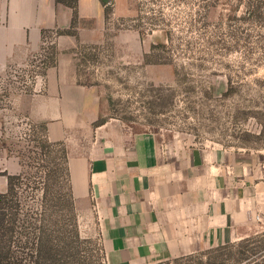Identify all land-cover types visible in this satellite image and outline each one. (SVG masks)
Here are the masks:
<instances>
[{
    "label": "crops",
    "instance_id": "0c3cea01",
    "mask_svg": "<svg viewBox=\"0 0 264 264\" xmlns=\"http://www.w3.org/2000/svg\"><path fill=\"white\" fill-rule=\"evenodd\" d=\"M78 16L77 36L53 40L57 66L35 79L31 93L12 94L3 110L46 123L48 138L66 144L77 211H88L107 264H157L263 232L264 180L255 165L224 149L163 145L154 134L137 133L109 117L98 90L79 83L73 50L103 43L107 19L101 0H78ZM72 18L56 0H0V73L26 65L41 52L42 31L69 29ZM114 39L128 41V59L146 48L135 30ZM3 116L0 194L8 188L3 173L23 169L3 146Z\"/></svg>",
    "mask_w": 264,
    "mask_h": 264
},
{
    "label": "rangeland",
    "instance_id": "374dc122",
    "mask_svg": "<svg viewBox=\"0 0 264 264\" xmlns=\"http://www.w3.org/2000/svg\"><path fill=\"white\" fill-rule=\"evenodd\" d=\"M148 1L119 0L120 13L109 15L103 43L76 48L79 83L98 90L108 103L109 117L133 131L154 134L163 145L227 150L240 161L255 165L257 180H264V20L246 14L248 0H210L212 6L204 20H199L205 5L200 0ZM162 9L173 42L168 51L151 52V45L167 43L166 31L149 32L151 20H146L155 15L159 18ZM139 15L144 18L140 27L145 34L140 36L146 39V48L143 55L135 50L128 59L123 46L128 41L117 45L114 36L135 30L140 25ZM54 39L55 35L49 34L45 46ZM145 53L159 64H145ZM31 60L0 73L3 146L11 156L23 157L26 176L20 190L24 207L36 204L40 193L34 189L35 182L44 174L33 162L39 157L38 149L26 135L31 134L35 122L3 109H9L12 94L31 86ZM176 69L180 70L178 81ZM229 77L235 91L227 94ZM87 213L78 212L81 236L90 240L82 245L81 254L93 264H107L98 229ZM157 264L186 263L173 258Z\"/></svg>",
    "mask_w": 264,
    "mask_h": 264
},
{
    "label": "trees",
    "instance_id": "16d2710c",
    "mask_svg": "<svg viewBox=\"0 0 264 264\" xmlns=\"http://www.w3.org/2000/svg\"><path fill=\"white\" fill-rule=\"evenodd\" d=\"M56 1L73 10L71 27L42 31L43 46L41 52L32 57L30 61L34 68L31 70V86L25 89L26 93L32 92V86L38 76L45 77L48 69L57 66L59 50L53 41L49 47L45 46L47 36L49 34H54L55 37L77 36L78 0ZM158 1L161 0H149L148 2L155 4ZM200 1L205 5L202 6L203 14L199 11V20H204L206 10L212 5L210 0ZM101 2L105 6V15L108 19L113 12L114 0L109 5L105 0H101ZM246 4V14L251 19L264 20V0H248ZM159 12V18L157 15L146 18V20H151L148 29L149 32L164 29L167 43L151 45V52L156 49L168 51L170 50L169 45L173 42L170 24L162 16L164 15L163 9ZM143 20L144 18L139 15L140 25L135 28L141 36L145 34L140 27L143 25ZM80 45L82 44H79L78 47ZM73 52L76 53V50ZM149 55L148 53L144 54L145 64H159V62L150 61ZM171 63L170 61L166 62V64ZM175 77L178 81L179 69L175 70ZM228 83L227 94H230L235 91L230 77ZM4 96L9 98L10 94L5 93ZM106 121L107 118H102L94 125L100 126ZM30 131L31 134L26 135L35 143L39 156L33 158L36 160L33 162H37L35 164L39 166L36 167L44 173L39 177L41 181L36 180L34 186V189L40 193V197L36 200L35 205L24 207L20 189L26 174L23 172L18 175L3 173L7 176L8 188L6 192L0 194V264H75L76 262L77 264H93L81 254L82 245L90 243V240L83 238L80 233L67 146L63 141H51L48 138L46 123H34L31 125ZM17 157L24 168L22 155ZM40 161L43 164H40ZM175 262H185L186 264H264V231L236 242L175 258Z\"/></svg>",
    "mask_w": 264,
    "mask_h": 264
},
{
    "label": "water",
    "instance_id": "95a60500",
    "mask_svg": "<svg viewBox=\"0 0 264 264\" xmlns=\"http://www.w3.org/2000/svg\"><path fill=\"white\" fill-rule=\"evenodd\" d=\"M106 4H111L112 1L111 0H105Z\"/></svg>",
    "mask_w": 264,
    "mask_h": 264
}]
</instances>
